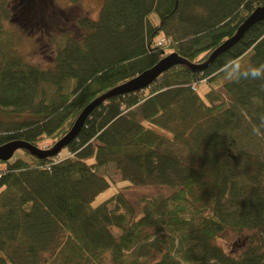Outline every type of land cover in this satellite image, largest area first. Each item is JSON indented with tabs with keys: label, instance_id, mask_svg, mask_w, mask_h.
<instances>
[{
	"label": "trees",
	"instance_id": "trees-1",
	"mask_svg": "<svg viewBox=\"0 0 264 264\" xmlns=\"http://www.w3.org/2000/svg\"><path fill=\"white\" fill-rule=\"evenodd\" d=\"M262 6L104 0L97 20L78 19L81 36L61 32L53 64L42 68L1 37L13 16L0 0V146L51 150L95 99L172 53L207 61ZM51 13L48 23L62 27L64 10ZM161 37L171 42L159 45ZM248 54L264 63V20L207 69L179 64L143 90L108 98L56 156L19 149L0 160V264H264L254 241L239 256L217 243L227 231L264 235V134L252 131L264 116V81L219 80L226 60ZM202 81L213 87L209 101ZM110 163L133 185L174 192L144 198L139 214L122 191L94 205L111 185L100 174Z\"/></svg>",
	"mask_w": 264,
	"mask_h": 264
},
{
	"label": "rangeland",
	"instance_id": "rangeland-1",
	"mask_svg": "<svg viewBox=\"0 0 264 264\" xmlns=\"http://www.w3.org/2000/svg\"><path fill=\"white\" fill-rule=\"evenodd\" d=\"M8 7L12 13V20L5 25L6 34L1 37L5 42H9L14 53L21 54L33 65L48 68L53 64L57 45L61 38V32L68 29L76 36H81V29L78 26V19L82 16H89L97 20L104 0H81V6L72 4L69 0H7ZM64 10L66 22L62 27L48 23L47 18L53 14L54 8ZM63 12V11H62ZM51 13V14H50ZM44 14L46 17H42ZM54 15V14H53ZM251 54L242 57L243 62L250 63ZM219 80L226 81L224 76L219 75ZM213 91L212 85L207 81L199 83L198 92L209 101V94ZM221 99H225L221 89L214 91ZM158 132L166 134L160 128H155ZM256 152L253 149L249 151ZM20 151L15 156H19ZM66 155L64 149L63 155ZM264 160V155L261 156ZM100 174L110 180V187L101 193L93 202L98 205L113 194L122 191L129 202L133 205L137 214L142 211L144 198L163 199L174 192V188L159 185H133L124 180L121 172L114 163H110L101 168ZM251 241L264 249V235L253 231H245L237 234L232 231L225 232L217 243L228 253L239 256L250 245Z\"/></svg>",
	"mask_w": 264,
	"mask_h": 264
},
{
	"label": "water",
	"instance_id": "water-1",
	"mask_svg": "<svg viewBox=\"0 0 264 264\" xmlns=\"http://www.w3.org/2000/svg\"><path fill=\"white\" fill-rule=\"evenodd\" d=\"M264 20V6L257 8L247 19L246 21L239 27L237 33L225 41L218 49H216L205 62H197L192 63L181 57L177 53H172L162 60H160L155 66L152 68L142 72L138 76L134 77L130 81L112 89L108 93L98 97L93 102H91L80 114L78 119L76 120L74 126L70 130V132L65 135L61 140L57 142V144L51 150L40 149L33 144L26 141H12L0 146V160L8 161L10 160L17 150L26 149L33 156L38 158H46L56 156L61 152L63 148L69 145L79 134L85 121L89 117V115L105 100L108 98L127 94L139 90H143L150 86L161 74L168 71L172 67L184 64L190 67L193 71L197 70H205L210 67L214 61L224 52L231 49L235 44H237L244 34L247 32L249 28L253 25L257 24Z\"/></svg>",
	"mask_w": 264,
	"mask_h": 264
},
{
	"label": "clouds",
	"instance_id": "clouds-1",
	"mask_svg": "<svg viewBox=\"0 0 264 264\" xmlns=\"http://www.w3.org/2000/svg\"><path fill=\"white\" fill-rule=\"evenodd\" d=\"M221 68L222 75L228 82L264 81V63H245L242 58L234 57L226 60ZM252 131L257 136L264 134V116L259 118V123L253 126Z\"/></svg>",
	"mask_w": 264,
	"mask_h": 264
},
{
	"label": "built area",
	"instance_id": "built-area-1",
	"mask_svg": "<svg viewBox=\"0 0 264 264\" xmlns=\"http://www.w3.org/2000/svg\"><path fill=\"white\" fill-rule=\"evenodd\" d=\"M170 42H171V39H170V38L161 37V38L159 39L158 44H159V45H167V44H169ZM195 88H197V86H196Z\"/></svg>",
	"mask_w": 264,
	"mask_h": 264
}]
</instances>
